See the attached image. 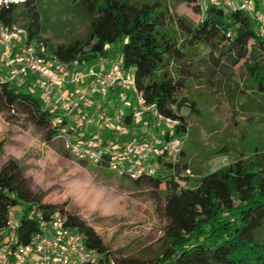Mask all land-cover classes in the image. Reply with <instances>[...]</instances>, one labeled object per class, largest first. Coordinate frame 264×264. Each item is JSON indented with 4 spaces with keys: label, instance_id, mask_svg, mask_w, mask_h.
<instances>
[{
    "label": "trees",
    "instance_id": "1",
    "mask_svg": "<svg viewBox=\"0 0 264 264\" xmlns=\"http://www.w3.org/2000/svg\"><path fill=\"white\" fill-rule=\"evenodd\" d=\"M174 1L196 3V0ZM231 1L229 6L225 0L211 2L203 18L192 25L179 18L187 38L186 43L181 44L165 31L169 14L160 0L143 4L129 0H79L92 16L88 39L59 45L53 53L66 61L88 64L107 58L111 46L116 45L121 67L133 73L147 103L175 121L164 139L182 141L180 158L184 154V138L189 134L181 109L189 106L191 110H198L195 100L184 95L191 81L209 89L218 88L240 68L249 79L245 92L251 98L264 99V23L257 18L264 11V0H251L253 16L244 11L241 0ZM20 6L31 11L28 33L33 41L35 33L40 32L38 28L35 32L32 30L33 23L39 24L37 0L0 1V25L16 24ZM39 40L42 43L36 44L48 46L46 40ZM112 90H117L118 103L133 96L127 94L122 100V91ZM57 99L53 106L46 107L30 73L15 79L5 78L0 83V112L7 113L5 120L17 121L20 115L25 116L43 130L44 142L51 143L56 137L62 139L61 126H67L74 138L94 137L99 133L86 129L87 113L81 119L73 109L71 117H67ZM57 115L64 118L61 126L52 125ZM123 116L124 121L130 123L134 112L126 111ZM101 136L111 145L131 138L127 131L120 132L119 138L112 140L107 128ZM3 139L0 152H3ZM179 158L171 160L160 156L156 171L132 179L135 184L144 183L154 190L166 187L163 205L168 219L166 245L150 263L115 257L85 221L57 205L43 203L42 191L33 189L32 179L12 156L0 168V218L3 222L9 207L21 209L20 230L27 241L28 235L36 229L31 217L35 210H61L67 215L69 224L85 233L87 244L103 254L101 264H111L112 259L115 264H264V151L255 152L251 160L241 157L202 175L194 187L182 185L190 181L192 172ZM97 166L109 168L107 158Z\"/></svg>",
    "mask_w": 264,
    "mask_h": 264
},
{
    "label": "rangeland",
    "instance_id": "2",
    "mask_svg": "<svg viewBox=\"0 0 264 264\" xmlns=\"http://www.w3.org/2000/svg\"><path fill=\"white\" fill-rule=\"evenodd\" d=\"M129 1L143 4L155 0ZM160 1L169 14L165 31L185 44L186 34L178 19L184 18L190 25L197 23L208 5L220 0H196L195 4ZM36 12L39 24L33 23L32 30L35 32L38 28L40 32L35 33L33 41L42 43L39 38L46 40L50 52L59 45L88 39L92 16L79 0H37ZM30 15L31 11L20 6L16 24L28 30ZM109 52L107 58L88 64L81 62L76 71H83L88 66L106 70L108 66L103 65L106 60L113 61L112 66H121L118 47L112 45ZM248 80L246 72L236 68L218 88L209 89L191 81L184 91L198 107V110H191L189 106L181 109L188 122L189 134L184 138V154L178 158L182 164L187 163L192 172L190 181L182 183L184 187H194L202 175L241 157L251 160L255 152L264 151V99L251 98L245 92ZM87 84L81 79L66 87L63 95L76 101V117L82 119L87 113V130L102 134L106 128L110 129L112 140L119 138L120 132L127 131L131 134L128 139L142 137L156 143L164 140L170 123L140 111L133 96L118 103L115 100L117 90H106L95 96ZM127 101L130 104L125 105ZM126 108L134 112L130 123L124 121ZM116 111L121 115L115 117ZM6 114L0 112V140L5 138L0 168L7 158H17L32 179L33 189L42 191V202L57 205L85 221L115 257L135 258L140 263L155 260L166 245L165 185L159 190L144 183L137 185L110 168L97 166L89 159L75 158L67 154L63 139L56 137L48 145L43 140V130L25 116L8 122ZM102 115H110L113 120L99 131Z\"/></svg>",
    "mask_w": 264,
    "mask_h": 264
},
{
    "label": "built area",
    "instance_id": "3",
    "mask_svg": "<svg viewBox=\"0 0 264 264\" xmlns=\"http://www.w3.org/2000/svg\"><path fill=\"white\" fill-rule=\"evenodd\" d=\"M241 3L244 11L253 16V2L241 0ZM225 4L232 5V1L225 0ZM257 18L264 23V11ZM79 64L78 60L66 61L50 52L47 46H39L31 41L26 28L17 24L0 25V83L5 78L15 79L30 73L34 77L42 103L46 107L53 106L58 94L62 111L67 117H71L76 101L63 96L64 89L81 79L88 80L94 94L118 88L122 91V100L127 94H132L140 111L150 113L167 123H175L171 118L160 114L153 104L147 103L132 72H125L119 65L106 70L89 67L85 71H76ZM114 116L117 117L118 114L115 113ZM101 120L99 131L111 124L113 119L110 115H102ZM63 121L64 118L57 115L52 120V125L61 126ZM60 131L65 150L71 156L89 159L96 165L107 158L110 169L129 179L156 171L160 156L176 160L182 146V141L176 138L164 139L161 143L149 139H127L111 145L112 143H106L100 133L94 137L80 135L74 138L69 134L67 126H61ZM21 216V209L9 207L3 222L0 218V264H101L103 254L87 244L85 233L69 224L67 215L61 210H35L31 217L36 223V229L28 235L27 241L24 239L25 233L20 230ZM111 264H115L113 259Z\"/></svg>",
    "mask_w": 264,
    "mask_h": 264
},
{
    "label": "crops",
    "instance_id": "4",
    "mask_svg": "<svg viewBox=\"0 0 264 264\" xmlns=\"http://www.w3.org/2000/svg\"><path fill=\"white\" fill-rule=\"evenodd\" d=\"M111 62H113V61L106 60V61H104V64H103V65L108 66V67H111V66L113 65ZM108 67H107V68H108ZM103 69H104V68H103ZM103 69H102V70H103ZM87 85H88V84H87ZM57 96H58V94H57ZM115 100H116V101L119 100V99H118V96H116ZM128 104H130V103H128V101H127L125 105H128ZM126 111H128V108H126ZM126 111H125V112H126ZM131 112H132V111H131ZM45 143H46V142H45ZM47 144L49 145V144H51V143H47Z\"/></svg>",
    "mask_w": 264,
    "mask_h": 264
}]
</instances>
